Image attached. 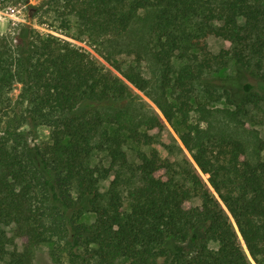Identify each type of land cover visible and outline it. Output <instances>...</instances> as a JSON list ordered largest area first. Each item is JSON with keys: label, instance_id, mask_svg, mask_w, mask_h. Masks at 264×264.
Masks as SVG:
<instances>
[{"label": "trees", "instance_id": "obj_1", "mask_svg": "<svg viewBox=\"0 0 264 264\" xmlns=\"http://www.w3.org/2000/svg\"><path fill=\"white\" fill-rule=\"evenodd\" d=\"M27 5V20L75 26L106 63L27 22L0 35V225L13 227L0 226V261L34 264L47 244L53 264H253L239 231L264 264V138L248 152L210 126L264 105V0ZM230 63L234 77L208 76ZM221 97L234 108L207 106ZM37 125L49 141H34ZM167 125L189 155L177 144L179 161L154 147L129 161L126 144L150 146ZM97 151L107 165L89 163Z\"/></svg>", "mask_w": 264, "mask_h": 264}, {"label": "rangeland", "instance_id": "obj_2", "mask_svg": "<svg viewBox=\"0 0 264 264\" xmlns=\"http://www.w3.org/2000/svg\"><path fill=\"white\" fill-rule=\"evenodd\" d=\"M37 3V0H28L27 4L34 5ZM27 4H17L15 6L11 5L9 0H0V35L5 34L6 32L12 30L17 24L27 22L30 23L33 27L37 28L43 33H51L58 37L59 39L66 40L70 42L72 45L82 48L88 54H91L97 58H99L102 62L106 63L105 60L98 54V51L95 49L94 45H91L85 34L77 30L75 26H72L68 30H52L49 29L46 24L38 25L34 20H27L28 14V5ZM208 44L210 49L213 52H217L221 40L215 37L208 38ZM149 68H151L149 66ZM149 72V71H148ZM236 72V68L230 63L227 67L220 69L219 71H213L207 73L208 76H217V77H234ZM241 82H254V79L249 74H243L239 79ZM199 95H204V90L202 87L200 88ZM19 90V85H15V88L12 90L11 94L16 96ZM141 96L150 102L154 107L155 105L141 92H139ZM207 106L211 108H231L233 106H229L225 103L223 97L220 100L211 102L207 104ZM157 109V108H156ZM158 110V109H157ZM246 114H243L239 117V120L231 122L227 121L225 118L218 120H211L210 125L214 130H229L234 134L240 135L243 139L248 143V152H254V148L252 145V140L255 136H259L264 138V105H259L258 107H248L246 109ZM191 119L194 123H196L198 119V114L193 112L191 114ZM199 122V121H198ZM200 127L207 128L208 123L206 120L199 122ZM50 133L49 128L46 125H37L35 128L34 141H49ZM188 154V151L184 148L182 143L180 142L177 134L173 131V129L167 125V129L162 131L160 134H156V141L150 146H136L133 144H126L125 151L127 153L128 159L131 162H136L135 151L137 149L149 150L151 147H154L158 150L161 156L168 157L171 160L179 161L181 158L180 149L178 145ZM89 163L91 165H107V157L106 154L102 151H97L92 154L89 158ZM207 174H203L204 179H207ZM102 187H106L108 184L107 180H103L100 182ZM196 203L197 200H194ZM125 207H128L127 202H125ZM86 220H91V215H86L84 217ZM5 229L8 236L12 237L13 227L12 225H0ZM240 238V237H239ZM242 241V240H241ZM16 243L20 241L15 239ZM9 248H12L10 246ZM0 264H3L0 261ZM34 264H53L48 253V245L42 244L36 251L34 257Z\"/></svg>", "mask_w": 264, "mask_h": 264}, {"label": "water", "instance_id": "obj_3", "mask_svg": "<svg viewBox=\"0 0 264 264\" xmlns=\"http://www.w3.org/2000/svg\"><path fill=\"white\" fill-rule=\"evenodd\" d=\"M232 220H233V219H232ZM234 225H235V227H236V229H237V226H236L235 222H234ZM237 230H238V229H237ZM238 235H239V237H240V240H242L241 243L243 244V247H244L245 251L247 252V254H248L250 260L253 262V264H256V263L253 261V259L250 257V255H249V253H248V250H247V248H246V246H245V244H244V241H243V239H242V237H241L239 231H238Z\"/></svg>", "mask_w": 264, "mask_h": 264}]
</instances>
